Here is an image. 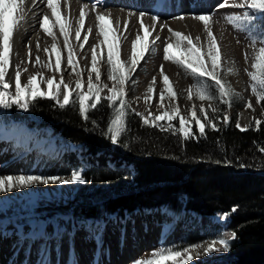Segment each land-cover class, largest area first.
<instances>
[{
	"label": "rangeland",
	"instance_id": "rangeland-1",
	"mask_svg": "<svg viewBox=\"0 0 264 264\" xmlns=\"http://www.w3.org/2000/svg\"><path fill=\"white\" fill-rule=\"evenodd\" d=\"M80 1L90 6L91 9L99 8L102 11H107L112 6H114L113 8H117L120 5L119 7L135 14V16L131 15L126 20L122 19L123 21L119 25L115 21H111V24H109V21L105 22L106 26L116 29L117 35L121 38V61L127 62L131 59L132 41L135 39L136 34L139 32L140 35H145L140 22L141 14H143V24L152 32L149 40L151 41L157 36L160 37L152 45L155 51L145 54L143 60L140 61L132 74V79L126 84L125 100L130 104V109L132 111L134 110L133 112L136 114L142 113L145 117L151 119L149 113L152 116H158V112L164 114L165 111H168L171 113L173 107H178L180 116L172 121L173 124L178 126L180 117H184L185 119L191 117L193 106H195L197 117L201 122H204V113L200 111L201 105H203L209 118H211L210 113H214L212 109L217 108L219 109V112L216 113L218 118L223 120L225 112H227L229 118L236 115V121L239 119L241 127L246 129L252 128L255 125L254 121L256 119L260 120L263 117L264 112L261 107V102L257 103L256 97L252 95L251 88L249 87L251 81L247 75V71H252L251 65L253 62L254 48L251 40L248 39L245 31L237 30L225 20L227 15L233 13L242 14L245 9L227 6L218 7L223 3V0H166L163 3H160V0H115L119 5H111L110 1L113 0ZM123 2H129L130 4L122 6L121 3ZM177 2H182V5L179 6ZM232 2L233 0H229V4ZM236 2H239V0H236ZM198 15H211L212 32L217 39L222 54L220 74L231 85L232 89L243 98H237L230 109L218 100L212 102L207 100L201 101L196 96H193L189 100L187 98V90L195 83L193 76L190 72H185L179 65L163 59L165 41L172 42V40L168 39L170 36L169 28L191 36L194 43L196 42L195 38L199 36V44H207L204 25L201 21L194 18ZM153 16L159 17L155 23V31H152L151 28ZM95 17L91 19L94 21L96 19ZM178 17H183V19H179ZM77 21L78 19L75 23ZM125 21L128 24L127 29L124 27ZM22 27L26 31H29L31 24L25 21ZM252 27L257 34H260L261 30L264 29V19L258 17L253 22ZM87 29V27L84 28V34L81 36L80 41H77L75 37L72 39V44L79 46L80 43H84V35H88V41L84 43L83 49L80 47H77L76 50L74 49L78 69L82 70V90L85 92L87 91L88 73L91 68V47L98 44L102 39L98 34L97 26L96 30H94V35L87 33ZM36 35L34 33L32 37L34 38ZM56 44L60 49V70L56 71L57 73L52 70V74H56L57 76L55 75V78L57 79H61L62 75L64 81L74 82L75 80L81 79V77H77L72 72L71 66L67 64V49L63 41ZM51 46L46 56L48 62L52 63L51 59L56 58L57 60V56L52 51ZM262 46L264 45L257 43L255 49H259ZM102 47L104 48V56L106 58L107 46L104 45ZM175 54L180 55L178 52ZM246 54L248 56L247 60H245ZM233 61L234 63H232ZM161 65L163 66L164 74L169 77L177 93L176 97L170 100L165 92L163 102L160 99V93L164 89L163 77L160 72ZM228 68H234L236 72L226 74ZM100 70L101 82L107 84L108 88H111L113 82L107 78L108 65L103 60L100 62ZM94 77L95 74L93 73V79ZM153 78H155L154 91L148 93ZM202 79L206 80L210 86L215 83L210 77H203ZM11 85L14 91L13 83ZM108 88H105L101 93L102 98L110 95ZM75 91L76 88L73 90L74 96ZM247 101H251L254 110L246 107ZM53 102L56 104L55 101ZM161 103H163V107L160 106ZM20 110L25 113L24 110ZM243 114H248L251 117L250 122L246 126L243 125ZM141 121L143 122L142 119ZM28 123H31V121H28ZM160 123L165 122L160 121ZM8 124L9 129L12 131H21L25 135L32 133L34 138L32 141L38 140L37 142L35 141V145H28L24 139H16L0 149V152H5L8 151V148L10 149L12 147V151L15 154L8 156L10 160H14L15 156L20 157L18 164L13 167L14 173L11 174L12 176H48L50 172H58L61 167L64 170H70L72 167L65 165L67 162L63 158L65 154H73L77 159V164L79 165L73 171L82 170L84 174L85 169L90 166V157L85 154V149L81 145H73L60 137H54L46 128L32 132L23 124H18L17 122H9ZM3 126L0 124V128H3ZM42 133L47 136H40ZM7 146L9 147L7 148ZM8 159L4 164L9 162ZM108 164L114 169L130 171L132 174L135 173L134 167L131 164L124 163L118 166L112 161ZM45 165H48V168H45ZM61 177L70 178V175ZM60 185L62 187L60 189L61 194L59 196L57 195V199L55 198V194H53L54 200L48 204H43L45 200L39 204L19 201L17 195L14 194L21 190L31 189L33 186L34 188L45 189L54 186L58 188ZM79 187L80 183H37L29 187L14 188L12 191L0 193V196L13 194L12 201L7 204L8 208L15 201L13 204L15 210L8 215L3 227H0V235L7 231L8 233L3 236L5 238L10 237L7 241L0 242V258L4 250L9 254V258H4V260L0 259V263L5 260L8 262L12 261L10 254L13 253V257L19 256V260L16 259L15 264H74L72 260H75L78 264H133V261L136 259L148 258V254L152 250L162 245L166 247L185 245V240L182 239V236L189 233L193 228H198L200 234L207 236V241L217 237H223L228 240L233 239L231 236L232 232L228 226L230 221V215L228 213L226 220L222 219L226 213H216L214 217L217 222L215 221L211 226H207L201 222L202 217L199 218L191 212L189 214L183 212L179 218L174 220L172 214L166 213L164 210H152L146 213L140 211L132 212L122 222L119 219H103L108 226L103 234L102 244L98 246L97 240L88 228L85 225L75 228L70 215L63 209L64 207L74 206L73 204L76 202ZM104 191V189L101 190L99 194H103ZM93 196L97 195L93 194ZM49 216H52V218L45 220ZM21 219H23L22 223H19L18 221ZM34 222H36V227L33 229L34 232L38 228L41 229L39 227L41 225L42 227L52 225L50 229L52 230V227L54 229L56 228L58 231L60 230V233L64 231V237H58L60 233H57V231H55V235L57 234V236L48 241L43 240L34 243L22 242L14 237V233L17 231L16 229H18L19 224L24 227ZM215 248L219 250L212 251L208 254H206L204 248L200 249V255L196 256L190 264H227L229 261L227 260L229 255L228 250H224L219 244L215 245ZM62 256L65 258L63 259ZM73 257L75 258L73 259Z\"/></svg>",
	"mask_w": 264,
	"mask_h": 264
},
{
	"label": "trees",
	"instance_id": "trees-1",
	"mask_svg": "<svg viewBox=\"0 0 264 264\" xmlns=\"http://www.w3.org/2000/svg\"><path fill=\"white\" fill-rule=\"evenodd\" d=\"M261 107L264 112V102ZM88 115L91 119L85 121L78 106L61 109L51 99L37 100L25 113L16 106L0 107L2 122L31 121V127L47 128L52 135L84 147L90 157L83 174L88 182L80 184L74 206L63 208L74 210L76 225L111 216L124 221L133 211L146 213L160 207H166L174 220L183 212L205 216L228 213L229 230L236 237L229 240L227 264H264V167L258 166L264 153L257 147L264 145V113L259 131L254 130L255 125L240 131L235 127L236 115L225 125L211 112L220 130L206 129L207 138L184 142L179 135L145 126L129 109L130 131L116 144L106 135L112 116L109 104L102 99ZM192 130L197 132L195 124ZM63 158L72 169L61 167L48 176L71 175L79 165L73 154ZM110 161L118 166L131 164L135 173L114 169ZM182 239L188 245L208 238L193 228Z\"/></svg>",
	"mask_w": 264,
	"mask_h": 264
},
{
	"label": "snow or ice",
	"instance_id": "snow-or-ice-1",
	"mask_svg": "<svg viewBox=\"0 0 264 264\" xmlns=\"http://www.w3.org/2000/svg\"><path fill=\"white\" fill-rule=\"evenodd\" d=\"M234 7L242 8L245 11L242 14H230L225 17L226 22L232 24L237 30L245 31L248 39L251 40V44L254 48L252 57V71H247V75L250 78V85L252 95L256 97L257 103L264 102V46L259 49H255V45L260 43L264 45V29L261 30L260 34H257L255 29L252 27L253 22L259 17L264 19V0H233L229 4V0H223V3L218 7ZM47 7L51 9V15L55 18L53 27L58 26L60 33L64 38V46L67 49V64L71 66L72 72L77 77H81L76 81L75 96L73 90L70 88L68 83L64 82L63 76L61 75L60 82L55 84L54 81H45L48 85V91H43L40 88V81L37 80L41 73L30 75L26 83L21 82L22 71L26 72L27 68L21 69L20 65L15 66L14 76V91L12 85L6 79L9 69L11 66V60L14 55H18L14 51V36L18 32L20 25L26 20V8L25 0H0V107L4 109H10L16 106L24 111H28L30 106L39 99H51L61 108L69 106H78V112L85 121H89L91 118L88 113L92 110H96L97 106L101 104L102 99L106 101L112 108V116L109 119V125L107 128L106 135L113 144L119 143L122 136L127 135L130 128L127 126V117L129 115L130 104L125 100L126 97V84L132 79V74L136 70L138 64L143 60L146 53L153 52L155 49L152 45L155 44L156 40L160 37L157 36L153 40H149L152 32L149 28L143 24V14H141V27L145 35H140L139 32L136 34L135 39L132 41V57L129 61H121V44L120 36L117 35V31L114 28L105 25V20H110V14L106 16L103 13H96V21L98 34L102 39L98 44L91 47V68L88 73L87 79V91H83V80L82 70L78 69L74 48L70 42V33L73 31L71 21L62 17L60 14V0H47ZM88 8L87 4L83 5L80 10L79 18L77 21L78 26L74 29L75 39L81 40V30L85 28V18L87 12L85 9ZM183 19V17H178ZM201 21L204 25V30L207 35V44H199L200 37L193 38L182 32L174 31L169 28V40L172 42L165 41L163 48V59L170 61L176 65H179L185 70L190 72L193 76L195 83L187 90V98L191 100L193 96H196L201 101H219L226 105L229 109L233 102L239 98L243 99L239 93L232 89L231 85L223 79L220 74L221 70V49L218 45L217 39L212 32L211 27V15H198L194 17ZM48 14H44L41 21V29L52 37L53 41L56 40V35L49 24ZM153 24L151 26L152 31H155V23L158 21V16H153ZM125 29L128 24L125 22ZM92 29L88 28L87 33H91ZM84 43L88 41V35L83 37ZM84 43H80L79 47L83 49ZM107 46L106 58L104 56V48ZM39 47V44H37ZM52 51L56 53L57 60L55 64L48 62L42 63L40 58L37 56L35 60L36 65L48 68L49 70L55 69L60 70V49L56 43H53ZM175 50V51H174ZM29 56L31 54V48H28ZM47 52L48 50L45 49ZM178 52L180 55H176ZM51 55V53H49ZM248 59L247 54L245 60ZM104 61L108 65L107 78L113 82L111 88H108L107 84L101 82V70L100 62ZM234 63V61L232 62ZM161 75L163 77L164 89L160 93L161 102L165 99V92L168 98L174 99L177 95L174 90L172 82L169 77L164 74L163 66L160 68ZM236 72L234 68H228L226 74H233ZM93 73L95 77L93 79ZM203 77H210L214 81V85L202 79ZM135 83V81H133ZM63 85V89H61ZM155 78H153L152 84L148 89V93L154 91ZM105 88H108L110 95L103 97L101 93ZM91 101V103H90ZM118 102V103H117ZM163 107V103L160 105ZM246 107L253 109L251 101L246 102ZM134 111V110H133ZM200 111L204 113V122L196 115L195 106H193L191 117L185 119L180 117L178 126L173 124L172 121L176 120L180 116L179 108L173 107L171 113L165 111L161 116H152L149 113V117H145L142 113H137L141 117L145 126L158 128L160 131L170 132L173 135H179L181 140L187 142L188 140L199 138H207L206 129L212 131H219L220 125L215 122V119L209 118L203 105H201ZM214 113L219 112V109L213 108ZM164 121L165 123H160ZM96 123V121H92ZM230 118L227 112L223 115V124H228ZM256 131L260 130L261 120L256 119L254 121ZM193 124L197 128V132H193ZM235 127L240 131H247L248 129L242 128L239 119H237ZM127 147V143L124 145ZM258 150L264 153V145H257ZM223 151V148L220 149ZM210 159V158H209ZM220 163V161H215ZM225 163L230 161L225 160ZM245 165H241L244 167ZM259 167H264V161H260ZM82 170L72 171L70 178L61 176H43V175H19V176H0V193L12 191L14 188L29 187L33 184L42 183H87ZM164 211H167L165 209ZM233 212L236 211L234 207ZM228 214H224L222 219L226 220ZM85 226L88 228L93 237L97 240L98 246L102 244L103 234L107 228V223L103 220L86 222ZM42 229V225L39 226ZM232 238L236 237V233H231ZM221 245L224 250L230 249L229 240L223 237H217L210 241H204L201 243H194L182 246H160L148 254V258H139L133 261V264H190V262L200 255V249L204 248L205 252H212L219 249L215 248V245ZM206 245V247H205Z\"/></svg>",
	"mask_w": 264,
	"mask_h": 264
},
{
	"label": "bare ground",
	"instance_id": "bare-ground-1",
	"mask_svg": "<svg viewBox=\"0 0 264 264\" xmlns=\"http://www.w3.org/2000/svg\"><path fill=\"white\" fill-rule=\"evenodd\" d=\"M161 1L163 2V0H160V3H162ZM110 4L119 5L118 2L115 0L110 1ZM129 4H130L129 2L121 3L122 6L129 5ZM177 4L181 6L182 2H177ZM83 5L84 4L80 0H60V14L62 17L68 18L72 24L73 31L70 33L71 43H73L72 39L75 37L74 29L78 26V24L75 23V21L79 18V13H80V10L83 8ZM119 6L118 7L116 6L117 8H113L114 6H112L111 8H108L107 11H102L99 8L91 9V7L88 6V8L85 9V11L87 12V16L85 18V27L92 29V32L90 34L94 35L93 34L94 30H96L97 21L96 19L93 21L91 18L92 17L94 18L97 12H102L106 16L110 14V20L117 22L118 25L120 24V22L123 21L122 19L126 20L131 15L135 16V14H132V12L126 9H123L122 7H119ZM25 8H26V20L25 21H28L31 24V27L29 31H26L22 27L24 23L23 22L20 25L18 32L14 36V51L18 53V55H14L12 57V64L10 66L9 73L6 79L10 82V84L13 83V87H14L15 66L19 64L22 70L24 68H27L26 72L22 71V75H21L22 83H26L30 75L41 73L42 75L37 77V80L40 81V88L43 91H48V85L45 81L53 80L54 81L53 88H55V84L59 83L60 79L55 78L56 74H52V70H49L48 68L42 67L40 65H36L35 60H36V57L38 56L40 60L42 61V63H48V59L46 56L47 52L45 51V49L48 50L49 47L53 43H59L60 41H63L64 43V38H63V35L60 33L58 26L53 27V22L55 18L52 17L51 15V9L47 7V0H25ZM44 14H48L50 18L48 26L52 28L53 32L56 35L55 41H53L52 37L49 36L47 33H45L40 27V21ZM105 22H108V20H105ZM34 33L37 35L34 36L33 38L32 34ZM83 34H84V29L81 30V36ZM126 37H127V34H126ZM37 44H39V47H37ZM72 45L75 50L77 49V47H79L78 45H75V44H72ZM29 46L31 48L30 56H29V51H28ZM51 61L53 64H55L56 58H52ZM53 71L56 72L55 69H53ZM64 82L68 83L72 90L76 88V80L74 82H70V81H64ZM61 89H63V85H61ZM157 115L161 116L163 114L161 112H158ZM243 118H244L242 119L243 125L246 126L247 123L250 122L251 117L248 114H243ZM4 130H6V132L3 133ZM19 135H22L21 131L14 132L12 130L0 128V149L8 145V143L16 140ZM40 136L46 137L47 135L42 133ZM8 147L9 146H7V148ZM7 150L8 151L0 152V176H7V175L13 174L14 173L13 167L19 162L20 157H17L15 155H14L15 157L13 156L15 158L14 160H10V158L8 159V156H11V154H15V153H13L12 147H10V149L8 148ZM7 159L9 160V162L7 164H4V162ZM61 188H62L61 185L58 188L54 186L52 188H45V189H41L38 187L34 188L33 186L31 189L21 190L14 194L17 195V198L19 201H27V202L34 203V204H39V203H43L44 202L43 200H45V203L43 204H48L50 203V201L54 200L53 194H55V198L57 199V195L59 196V194H61V190H60ZM12 197H13V194H10V195L4 194L3 196H0V214H3V215H0V226L3 225L4 221L6 220V217H8V215L15 210L13 208V204L15 201L9 208L7 206L8 202L12 201ZM215 221L216 219L214 216L201 218V222L206 224L207 226H211L212 224L215 223ZM51 226L42 227V229L38 228L37 231L34 232L33 229L36 227V222H34V223L25 225L23 228L16 229L17 231L15 235L20 236V237H25V238L31 237V236H34V238H37L39 236L40 237L46 236L47 234L48 238L51 239L55 236V231H57V233L60 231V230L58 231L56 228L54 229L53 227L51 230L50 229ZM7 233L8 232L5 231L0 235V242H5L8 240V238H10V237L5 238V236H3ZM12 252H15V251H12ZM206 254H208V252H206ZM7 257L9 258V254L6 252V250H4L2 252V256L0 259L4 260V258L7 259ZM10 258H12V261L8 262L5 260V261H2L0 264H15L16 259L19 260V256L13 257V253L10 254ZM64 258L65 257H63V259ZM72 261L74 264H78L77 262H75V260H72Z\"/></svg>",
	"mask_w": 264,
	"mask_h": 264
},
{
	"label": "water",
	"instance_id": "water-1",
	"mask_svg": "<svg viewBox=\"0 0 264 264\" xmlns=\"http://www.w3.org/2000/svg\"><path fill=\"white\" fill-rule=\"evenodd\" d=\"M234 214L236 213V211L235 212H233Z\"/></svg>",
	"mask_w": 264,
	"mask_h": 264
}]
</instances>
